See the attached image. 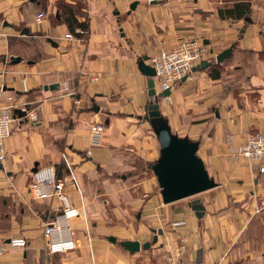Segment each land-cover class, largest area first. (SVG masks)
<instances>
[{"label": "crops", "instance_id": "0c3cea01", "mask_svg": "<svg viewBox=\"0 0 264 264\" xmlns=\"http://www.w3.org/2000/svg\"><path fill=\"white\" fill-rule=\"evenodd\" d=\"M241 1L250 3L247 18L220 17L219 9ZM67 2L82 6L78 19L87 22L86 31L70 32L58 0H0V108L12 99L16 119L0 163V242L28 243L9 250L0 264H168L167 256L179 246L197 264H262L264 173L231 160L227 138L241 145L248 135L264 132V0ZM40 13L46 19L38 24ZM188 37L202 38L206 55L200 64L210 65L178 84L160 107L175 134L200 142L198 155L218 184L201 198L202 219L192 201L163 204L150 167L161 146L150 124L138 119L150 100L139 62L147 58L150 65ZM229 48L232 55L217 63ZM20 106L35 111L38 121L24 118ZM99 123L107 130L93 144L90 128ZM132 160L147 165L152 177L128 186L119 179L133 178ZM36 167L55 168L84 215L69 222V233L53 237H70L77 244L73 251L48 250L44 228L62 209L57 199L33 198ZM124 241L151 246L131 254L119 245Z\"/></svg>", "mask_w": 264, "mask_h": 264}, {"label": "built area", "instance_id": "2783aa9c", "mask_svg": "<svg viewBox=\"0 0 264 264\" xmlns=\"http://www.w3.org/2000/svg\"><path fill=\"white\" fill-rule=\"evenodd\" d=\"M46 19V15L40 13L36 22L41 24ZM81 34L84 32L80 31ZM72 40L71 34L66 36ZM206 55V49L202 38L188 37L179 40L178 44L169 51H164L150 59V66L156 71L155 89L157 95L174 88L182 83L193 79V69L200 64ZM67 90V88H66ZM73 96V94H68ZM15 108L13 100L9 99V104L0 108V163L7 158L6 141L11 137L14 123L12 111ZM19 110L24 118L32 123L38 121L35 111H29L26 106H20ZM105 131L104 124H93L90 128V137L93 144H98ZM231 160H244L251 166H257L260 173H264V132L248 135L243 144L237 145L233 137L229 138ZM91 156V152L87 153ZM70 172V181L73 186L79 189L78 181L74 175L72 165L63 156ZM67 180H60L55 168H43L32 175L31 192L36 200L57 199L61 204V216L49 221L44 228L45 239L48 240V250L52 254L67 253L77 248V244L67 237L63 240L54 241L53 237L59 234L69 233V222L74 219L83 218L81 211L74 207L67 192ZM28 246L25 238H11L6 242H0V258L11 249H26ZM185 246H179L174 252H170L168 262L170 264H196L195 261L185 257ZM264 264V254L262 256Z\"/></svg>", "mask_w": 264, "mask_h": 264}, {"label": "water", "instance_id": "95a60500", "mask_svg": "<svg viewBox=\"0 0 264 264\" xmlns=\"http://www.w3.org/2000/svg\"><path fill=\"white\" fill-rule=\"evenodd\" d=\"M136 6L137 4L134 3L131 9L135 10ZM232 52L233 48H229L219 54L216 58L217 63H223L232 55ZM15 61L20 62L21 59L16 58ZM146 61L147 58H143L139 62V70L148 78V96L150 100L146 105L145 115L139 116L138 119L150 124L160 143V158L151 166V170L159 184L163 204L171 205L215 189L218 187V184L210 177L203 159L198 155L200 142L192 141L187 137H179L172 131L168 120L163 116L160 102L163 98L169 97L171 91L168 90L163 94L157 95L155 90L156 71L146 64ZM208 65H210L208 62L203 61L193 69V72L206 68ZM57 87L58 85L50 86L46 90H54ZM93 111L98 114L100 108L94 106ZM0 169H3L2 164H0ZM37 171L36 167L33 173ZM191 208L199 219L204 217L206 208L200 199L193 200ZM158 234H163V232L160 231ZM110 240L116 243L115 238H111ZM154 242H158V235L155 236ZM119 245L131 254L140 252L141 248L149 249L151 246L150 243L141 246L138 241H124L120 242Z\"/></svg>", "mask_w": 264, "mask_h": 264}, {"label": "trees", "instance_id": "16d2710c", "mask_svg": "<svg viewBox=\"0 0 264 264\" xmlns=\"http://www.w3.org/2000/svg\"><path fill=\"white\" fill-rule=\"evenodd\" d=\"M57 6L60 17L63 22L68 26L70 32L76 33L77 29H82L84 31L87 30V22H80L78 19L79 13L82 9L81 5L75 6L71 3H68L67 0H58ZM250 13V3L245 1L237 3L232 8L219 9V14L222 19L233 18L242 20L247 18ZM261 56L262 58H264V52L261 53Z\"/></svg>", "mask_w": 264, "mask_h": 264}, {"label": "rangeland", "instance_id": "374dc122", "mask_svg": "<svg viewBox=\"0 0 264 264\" xmlns=\"http://www.w3.org/2000/svg\"><path fill=\"white\" fill-rule=\"evenodd\" d=\"M230 60V59H229ZM214 62H215V59H214ZM229 62V61H228ZM227 61H226V63L225 64H227L228 63ZM230 73H233V72H230ZM156 90V89H155ZM163 94V93H162ZM165 98H168V97H165ZM105 129H106V127H105ZM107 130V129H106ZM106 134V133H105ZM229 138H230V136H228V138H227V140H228V142H229ZM132 163H131V166H130V171L132 172V177L133 178H131V179H128L129 178V176L127 177V179H125V180H121V179H119L120 180V182L121 183H126L128 186L131 184V182H133L134 184L135 183H138L139 182V180H142V179H144V178H146V177H152V171L151 170H147L146 168H147V165H145L143 162H139L138 160H132L131 161ZM152 166V165H151ZM130 172H126L124 175H128ZM154 175V174H153ZM155 177V176H154ZM156 178V177H155ZM158 183V182H157ZM127 186V187H128ZM159 186V185H158ZM204 194V193H203ZM203 194H200V195H198V196H196V197H193V198H190V199H186L187 201L186 202H188V201H193V200H196V199H200L201 200V198H203ZM186 252H187V250H186ZM186 252H185V257H186ZM168 257L169 256H167V258H166V261L168 262ZM194 261V260H193ZM168 264H170L169 262H168ZM197 264V263H196Z\"/></svg>", "mask_w": 264, "mask_h": 264}]
</instances>
